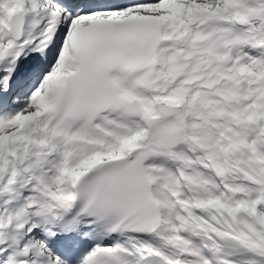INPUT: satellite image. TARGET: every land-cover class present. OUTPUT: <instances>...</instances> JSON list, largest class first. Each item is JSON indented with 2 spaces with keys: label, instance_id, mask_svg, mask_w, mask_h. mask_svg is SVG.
Listing matches in <instances>:
<instances>
[{
  "label": "snow or ice",
  "instance_id": "snow-or-ice-1",
  "mask_svg": "<svg viewBox=\"0 0 264 264\" xmlns=\"http://www.w3.org/2000/svg\"><path fill=\"white\" fill-rule=\"evenodd\" d=\"M0 264H264V0H0Z\"/></svg>",
  "mask_w": 264,
  "mask_h": 264
}]
</instances>
